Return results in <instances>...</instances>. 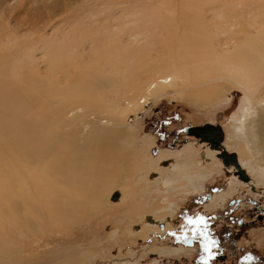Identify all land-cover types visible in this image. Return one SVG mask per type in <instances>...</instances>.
I'll return each mask as SVG.
<instances>
[{"label": "bare ground", "instance_id": "1", "mask_svg": "<svg viewBox=\"0 0 264 264\" xmlns=\"http://www.w3.org/2000/svg\"><path fill=\"white\" fill-rule=\"evenodd\" d=\"M154 1L144 3L143 14L109 11L119 25L103 26L107 37L88 49L78 43L59 49L51 40L41 46L33 40L37 32L18 37V17L0 24V238L12 222L61 229L103 211L128 180L110 140L126 132L129 116L138 120L148 105L168 93L183 96L186 87L204 103L221 98L222 82L242 91L240 138L264 168V0ZM57 31L45 36L57 41ZM84 258L95 254L83 250L67 259Z\"/></svg>", "mask_w": 264, "mask_h": 264}, {"label": "rangeland", "instance_id": "2", "mask_svg": "<svg viewBox=\"0 0 264 264\" xmlns=\"http://www.w3.org/2000/svg\"><path fill=\"white\" fill-rule=\"evenodd\" d=\"M148 1L150 0H0V24L2 23L1 28H5L8 17L10 20L18 17L15 21L19 24L16 33L18 37L37 32L33 34V40L41 46L47 40H51L55 43L54 47L59 49L67 50L76 43L88 49L90 42L96 39L95 44H99L101 43L99 41L107 37V33H104L105 35L102 33L105 31L103 26L108 23L119 25L115 23L113 17L111 20V14L117 16L120 13H134L137 10L138 14H143L148 9L143 5L145 3L148 6ZM155 1L152 2L153 5ZM12 10L13 13H10ZM109 11L112 12L110 15ZM101 12L104 18L109 16L110 20L104 19ZM92 13L95 20L91 19ZM25 21L30 24L22 25ZM89 21H96L97 26L101 22L105 25L100 24L101 26L96 27L95 22L94 25ZM107 27L110 28V25ZM43 28L45 33L42 32ZM94 29L97 33L99 30L102 32L91 35ZM126 29H130V26L126 25ZM131 29L137 32L140 27L133 25ZM55 31L59 34V40L45 36L54 34ZM80 33L81 38H78ZM41 52V50L37 52V57L41 56ZM38 66L42 70L46 64L43 66L41 62ZM220 87L223 88L221 98L208 100L207 103L203 100V103L196 101L192 93L194 88L186 87L183 96L173 97L168 93L154 104L148 105L146 113L149 111L150 114L154 107L182 106L186 114H193L197 119L201 117L200 120H214L219 112L229 109L226 117L220 121L225 124L228 145L237 150L240 161L252 177V187L232 178L224 179L218 175L219 170L212 172L214 164L204 166V170L211 171L209 173L202 171L200 174L196 169L195 175L190 174L192 168H196L194 159L190 157L191 147L186 146L180 150L162 149L157 145V136L154 132L149 134L143 130L142 120L146 113L138 114V120L131 115L126 132L113 137V141L110 140L112 142L110 146L117 155L116 162L122 164L125 162L128 175L125 182H120L122 175L119 179L122 185L126 183L125 187L122 185L117 187L116 191L120 196L114 198L113 192L104 210L95 213L81 226L69 225V228L64 226L58 229L51 224L45 230H33L21 224L14 228V222L6 225L9 236L0 238V254L3 252L0 255V264H165V261L171 258L182 260L179 264H188L189 260L185 259V256L203 254L216 243L223 244L218 250H236L242 257L246 256L254 261L246 264H264V221L248 220L245 226H239L236 222L228 220L227 212L221 211L223 213L210 222V213L217 208L226 211L228 201L238 194L247 196L252 194L254 188L256 199L259 194L264 196V168L255 160L249 143L241 139L238 128V120L243 116L247 106L244 94L239 88L232 87L226 82H222ZM154 147H157L158 151H155ZM171 163H179L176 170H172ZM167 179L170 181L166 182ZM222 180L223 183L219 184ZM164 183L170 184L164 186ZM207 194H211V201L198 204L197 196ZM189 217L192 219L202 217L203 221L199 225L188 224ZM20 228L23 233L17 235L16 230ZM115 228L119 233L112 237ZM190 237L194 240L192 247L188 245ZM4 249H7L5 253ZM83 250H90L95 254V258L68 261L69 256H75L77 252ZM1 260L5 263H1ZM194 264L200 263L194 261Z\"/></svg>", "mask_w": 264, "mask_h": 264}, {"label": "flooded vegetation", "instance_id": "3", "mask_svg": "<svg viewBox=\"0 0 264 264\" xmlns=\"http://www.w3.org/2000/svg\"><path fill=\"white\" fill-rule=\"evenodd\" d=\"M185 108V107H184ZM229 109L219 112L214 120L197 119L193 114H186V110L183 107L166 106L163 108L154 107L149 114V111L145 114L142 120L143 130L146 133H153L157 136V145L166 150H180L183 147L190 146V157L195 161V167L192 168L190 174H196L195 170L201 174L204 170V166H212L214 164V171L219 170V176H223L224 179L232 178L235 181L241 182L246 185H252V177L247 172L244 164L240 161V156L237 150H233V146L228 145V133L225 129V124L220 121L226 117ZM205 127L207 128L208 140H203L202 137L191 133L192 128ZM205 133V134H206ZM156 149V150H155ZM155 151H158L157 147H154ZM153 150V151H154ZM168 163V162H167ZM172 170H176L179 163H171ZM171 170V171H172ZM211 172L210 170L207 171ZM198 173V174H199ZM207 173V174H208ZM140 173V177H142ZM223 179V180H224ZM223 180L219 182L223 183ZM170 180L167 179L166 182ZM234 182V181H233ZM172 183V182H170ZM164 183V186L170 184ZM219 186V185H218ZM260 192V191H258ZM255 190L253 188L252 194L244 196L238 194L228 201V206L225 210L217 208L210 213V222L213 218H217L224 211L228 220L237 223L239 226H245L248 220L264 221V196L259 194L256 199L254 196ZM211 194L205 196L198 195L196 200L200 204L203 201H211ZM248 205V206H247ZM216 220V219H215ZM194 244L193 238H189L188 245ZM221 245L216 243L215 245L207 248L203 254H194L193 257L185 256V259L189 260L188 264H194V261H198L200 264H246L253 260L241 256L236 250L222 251L218 250ZM231 258V259H230ZM182 260L177 258H171L169 261H165V264H179ZM184 261V260H183ZM186 262V261H184ZM193 262V263H192Z\"/></svg>", "mask_w": 264, "mask_h": 264}, {"label": "water", "instance_id": "4", "mask_svg": "<svg viewBox=\"0 0 264 264\" xmlns=\"http://www.w3.org/2000/svg\"><path fill=\"white\" fill-rule=\"evenodd\" d=\"M193 130L191 131V133H194V135H196V136H200V137H202V139L203 140H208L207 138H206V136H207V128H205V127H196V128H192ZM206 133V134H205Z\"/></svg>", "mask_w": 264, "mask_h": 264}, {"label": "snow or ice", "instance_id": "5", "mask_svg": "<svg viewBox=\"0 0 264 264\" xmlns=\"http://www.w3.org/2000/svg\"><path fill=\"white\" fill-rule=\"evenodd\" d=\"M203 218L202 217H197L196 219H192V218H188V224H192V225H199L200 223H202ZM196 229H193V234L195 235ZM201 235H203V233H201ZM207 248V246H205Z\"/></svg>", "mask_w": 264, "mask_h": 264}]
</instances>
